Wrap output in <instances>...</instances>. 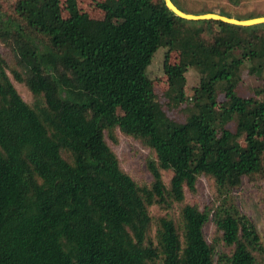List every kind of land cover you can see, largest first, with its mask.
Wrapping results in <instances>:
<instances>
[{
  "label": "trees",
  "instance_id": "obj_1",
  "mask_svg": "<svg viewBox=\"0 0 264 264\" xmlns=\"http://www.w3.org/2000/svg\"><path fill=\"white\" fill-rule=\"evenodd\" d=\"M60 1L0 0V264H264V229L232 195L245 180L264 208V23L186 21L162 0H103L100 19L62 0L63 17ZM243 73L259 83L246 96ZM182 105V122L166 115ZM115 131L153 154L149 184L119 167ZM201 175L214 198L199 209L184 193Z\"/></svg>",
  "mask_w": 264,
  "mask_h": 264
},
{
  "label": "rangeland",
  "instance_id": "obj_2",
  "mask_svg": "<svg viewBox=\"0 0 264 264\" xmlns=\"http://www.w3.org/2000/svg\"><path fill=\"white\" fill-rule=\"evenodd\" d=\"M103 0H77L78 10L82 13H86L90 18L100 19L103 14L96 8V5ZM181 6L188 12L197 13L201 11L211 10L218 12L223 10L232 16L246 17V16H264V0H242L238 5L233 6L227 0H178ZM60 8L62 16L65 17L66 12L63 11V2L60 1ZM67 15V14H66ZM6 51L0 46V55H4ZM161 53L162 50H157L151 59L148 72L150 76L156 79L154 83L155 89L158 93L162 92L166 88V80L161 74ZM180 53H185L184 51ZM178 54L170 53L168 57L169 64L177 62ZM11 83L16 89L20 98L25 101H30V95L25 88L15 83L11 78ZM197 81L196 75L189 71L186 74V83L184 87L183 99L186 105H189V98H191V88L195 86ZM258 81L249 77L245 73L242 74V82L239 88V94L246 96L249 93V89L258 85ZM264 86V81L261 82ZM162 101V100H161ZM165 113L169 118H172L178 122H182L187 116L184 106L182 109L166 110ZM230 127V126H229ZM115 142L105 137L106 144L115 154L119 167L127 174L133 181L139 185L149 184L151 177L146 168V162L154 159L153 154L146 148L140 145L139 142L129 137L121 135L118 131L114 132ZM162 181L166 184L170 178V172H161ZM233 199L236 203L239 211L252 220L257 231L259 233L264 229V208L259 203V192L245 180L242 181L238 190L234 191ZM185 202L188 204H194L199 209L209 205L214 198V189L212 181L206 176H199L195 184V192L189 193L185 190L184 193ZM153 214H158L159 211L156 208H152ZM214 226L211 222H208L203 228V235L206 242H210L214 236Z\"/></svg>",
  "mask_w": 264,
  "mask_h": 264
},
{
  "label": "water",
  "instance_id": "obj_3",
  "mask_svg": "<svg viewBox=\"0 0 264 264\" xmlns=\"http://www.w3.org/2000/svg\"><path fill=\"white\" fill-rule=\"evenodd\" d=\"M165 8L169 10L174 16L186 20V21H203V20H212V21H218L221 23L234 25V26H253L258 24L264 23V16L263 17H256L251 19H245V20H237L234 18H227L218 14H212V13H206V14H200V15H194V14H188L180 11L177 9L170 0H162Z\"/></svg>",
  "mask_w": 264,
  "mask_h": 264
}]
</instances>
